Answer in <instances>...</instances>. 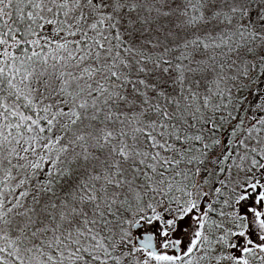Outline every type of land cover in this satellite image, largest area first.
I'll return each mask as SVG.
<instances>
[{"label": "snow or ice", "instance_id": "obj_1", "mask_svg": "<svg viewBox=\"0 0 264 264\" xmlns=\"http://www.w3.org/2000/svg\"><path fill=\"white\" fill-rule=\"evenodd\" d=\"M0 264H264V0H0Z\"/></svg>", "mask_w": 264, "mask_h": 264}]
</instances>
